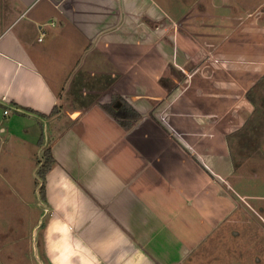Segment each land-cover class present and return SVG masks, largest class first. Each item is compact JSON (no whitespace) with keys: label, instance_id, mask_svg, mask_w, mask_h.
I'll return each mask as SVG.
<instances>
[{"label":"crops","instance_id":"0c3cea01","mask_svg":"<svg viewBox=\"0 0 264 264\" xmlns=\"http://www.w3.org/2000/svg\"><path fill=\"white\" fill-rule=\"evenodd\" d=\"M41 1L0 0V159L9 150L1 165L15 167L35 121L52 129L37 142L56 158L51 263L181 264L185 249L209 246L204 231L187 236L198 225L183 218L214 220L203 214L215 210L208 173L228 174L231 122L264 72V0H178L172 13L164 0H46L36 10ZM210 20L230 26L205 35ZM113 95L141 113L130 128L102 108Z\"/></svg>","mask_w":264,"mask_h":264},{"label":"rangeland","instance_id":"374dc122","mask_svg":"<svg viewBox=\"0 0 264 264\" xmlns=\"http://www.w3.org/2000/svg\"><path fill=\"white\" fill-rule=\"evenodd\" d=\"M164 2L170 8L167 11L172 13L171 10L174 11L179 1ZM45 3L46 0H42L36 10L41 9ZM45 21L46 27L51 28L48 23L50 20ZM55 22L58 23V20ZM229 26H215L210 20L209 25H200L199 28L202 27L201 32L206 35L213 32V27L225 31ZM253 27L246 28V32H252ZM262 54L264 59V49ZM62 61L63 58L58 60V65H63ZM61 74L65 78L66 74ZM78 78L82 82L77 87L82 84V88H78L82 91L88 84L85 73ZM66 95L77 100L81 98L75 91ZM247 95V108L243 109L242 118L231 122V131L227 137L230 152L229 172L223 176L217 174V170H214V174L208 173L213 176L216 184V200L212 204L215 210L203 214L215 216L214 220L211 218L201 223L196 215L192 216L193 219L190 216L183 218V222L198 225L194 229L185 226L188 231H193H187V236L197 237L204 231L203 235L208 236L209 246H199L197 254L193 253L195 249H185L181 264H197L199 257L206 259L208 264H264V72ZM10 116L14 114L11 113ZM3 121L7 126L8 122L5 119ZM56 121L60 128L69 125L66 117ZM46 123L43 129V125L35 121L33 136L28 137V141L24 143L19 137L11 136V143L14 140L17 144H23L22 150L13 157L15 167L10 170L3 165L13 155L9 150L4 151L0 159V264H52L48 256L50 249L47 245V227L56 215V210L48 202L46 194L45 197L41 196L40 186H36L38 168L34 169L43 155V149L41 152L37 142L39 143L43 130L47 138L52 131ZM46 183L47 177L45 186ZM20 187L21 194H18ZM184 206L191 207V214H196L192 213L195 209L200 217L202 210H206L207 203L201 208L196 201H186ZM55 235L58 236L57 230L52 233V236ZM191 256H198L195 263H192Z\"/></svg>","mask_w":264,"mask_h":264},{"label":"trees","instance_id":"16d2710c","mask_svg":"<svg viewBox=\"0 0 264 264\" xmlns=\"http://www.w3.org/2000/svg\"><path fill=\"white\" fill-rule=\"evenodd\" d=\"M164 81V80H163ZM176 84L169 85V91L171 92L175 88ZM120 104H119V103ZM102 108L112 115L124 128H130L134 123H136L141 118V113L125 98L120 95H113L112 100L107 103L101 104ZM60 109L59 104H56L49 115L56 114ZM38 113V112H36ZM42 116H47L44 113H39ZM44 135L42 134L39 139V144L43 145ZM42 157L38 160V179L36 180V186H40V194L45 197L46 186L45 181L48 173L53 168L56 158L51 146H46L43 149Z\"/></svg>","mask_w":264,"mask_h":264},{"label":"built area","instance_id":"2783aa9c","mask_svg":"<svg viewBox=\"0 0 264 264\" xmlns=\"http://www.w3.org/2000/svg\"><path fill=\"white\" fill-rule=\"evenodd\" d=\"M44 34H45V32L42 31V37H43ZM42 37H40V39H41ZM5 113H8V110H5Z\"/></svg>","mask_w":264,"mask_h":264}]
</instances>
